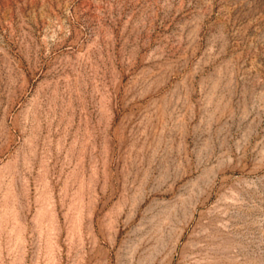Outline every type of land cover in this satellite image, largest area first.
<instances>
[{
  "label": "rangeland",
  "instance_id": "obj_1",
  "mask_svg": "<svg viewBox=\"0 0 264 264\" xmlns=\"http://www.w3.org/2000/svg\"><path fill=\"white\" fill-rule=\"evenodd\" d=\"M0 264H264V0H0Z\"/></svg>",
  "mask_w": 264,
  "mask_h": 264
}]
</instances>
